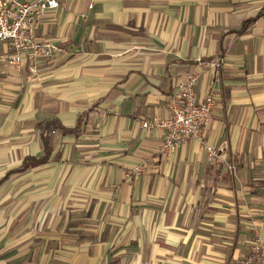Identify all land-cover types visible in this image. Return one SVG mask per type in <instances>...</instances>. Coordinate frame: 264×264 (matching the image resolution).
Returning <instances> with one entry per match:
<instances>
[{
    "label": "crops",
    "instance_id": "1",
    "mask_svg": "<svg viewBox=\"0 0 264 264\" xmlns=\"http://www.w3.org/2000/svg\"><path fill=\"white\" fill-rule=\"evenodd\" d=\"M34 35L60 51L35 75L0 44V264H238L264 239V0H62ZM191 72L235 176L142 128Z\"/></svg>",
    "mask_w": 264,
    "mask_h": 264
},
{
    "label": "built area",
    "instance_id": "2",
    "mask_svg": "<svg viewBox=\"0 0 264 264\" xmlns=\"http://www.w3.org/2000/svg\"><path fill=\"white\" fill-rule=\"evenodd\" d=\"M60 1L62 0H0V44H6L10 51V55L6 57L8 66L20 70L22 63L27 61L28 72L35 75L42 61L50 60L60 52L50 42L40 41L34 35L35 26L49 12L60 8ZM92 8L93 5L88 6L89 10ZM206 65L215 69L220 66V60ZM197 82L198 75L194 72L180 77L168 99V117L161 121L155 119L144 122L142 128L163 131L158 149L161 155H170L189 140H197L210 162L226 164L227 171L235 176L236 167L226 163L224 148L206 143L205 131L212 120L215 99L212 93L198 97L195 92ZM144 168L145 166L134 168L131 174L139 176ZM238 264H264V239L261 236L254 237L246 257Z\"/></svg>",
    "mask_w": 264,
    "mask_h": 264
},
{
    "label": "trees",
    "instance_id": "3",
    "mask_svg": "<svg viewBox=\"0 0 264 264\" xmlns=\"http://www.w3.org/2000/svg\"><path fill=\"white\" fill-rule=\"evenodd\" d=\"M259 17H261V14L260 15H257V17L255 19H251V20L246 21L242 25V28H241L240 33H242L245 30H247V28H249V26L252 23H254ZM50 127H51L50 124H46L42 128V139H43L44 146H45V156L42 159H39V160H36V159H33V158H27V159H25L24 162H23V164H22V166H21V168L18 171H23V170H26L28 168H34V167H36L38 165L43 164L47 160V157L50 155L51 150H50L48 138L46 137V132H47V130Z\"/></svg>",
    "mask_w": 264,
    "mask_h": 264
}]
</instances>
